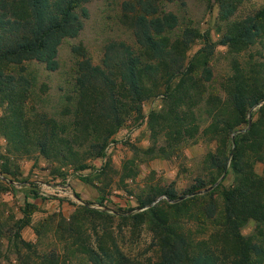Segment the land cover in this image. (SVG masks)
Wrapping results in <instances>:
<instances>
[{"label":"rangeland","instance_id":"1","mask_svg":"<svg viewBox=\"0 0 264 264\" xmlns=\"http://www.w3.org/2000/svg\"><path fill=\"white\" fill-rule=\"evenodd\" d=\"M124 1L85 3L79 33L57 46L55 70L34 59L0 63L3 74L14 77L0 80V264H93L90 250L118 251L129 259L126 264H159L152 222L146 215L130 216L157 202L188 237L190 257L203 253L216 264L245 258L264 264V223L249 219L237 236L224 222L221 195L236 178L221 171L234 136L223 120L246 125L230 100L235 84L264 86V21L252 42L220 43L234 24L264 8V0H241L226 20L215 0L160 3V10L176 16L177 25L166 34L170 43L184 42L173 57L183 55L186 75L173 80L171 94L158 86L141 103L142 114L128 111L119 130L99 142L101 125L75 124L81 121L73 111L75 76L84 54L101 64L111 41L138 48ZM263 104L247 107L244 118L251 120L254 111L256 135L264 131ZM43 132L50 135L48 154L37 145ZM241 151L262 180L264 195V142L258 148L244 143ZM212 189L210 216L206 199L188 198ZM167 193L175 200L168 201ZM26 196L35 208L20 227ZM181 198L188 200L171 206Z\"/></svg>","mask_w":264,"mask_h":264},{"label":"trees","instance_id":"2","mask_svg":"<svg viewBox=\"0 0 264 264\" xmlns=\"http://www.w3.org/2000/svg\"><path fill=\"white\" fill-rule=\"evenodd\" d=\"M89 1L91 0H0V63L7 61L20 63L22 60L34 59L44 63L47 69L55 70L58 67L57 46L61 38L76 36L79 33L82 17L87 15L84 4ZM172 1L183 2V0H125L122 4L124 17L130 20L129 24L133 29L138 48L134 50L123 41H111L105 46L101 64H93L85 54L78 62L74 82L73 111L81 121H76L75 124L83 125L84 129L91 127L92 122L95 129L101 125L99 126L103 128L101 132L105 133L98 136L99 142L107 141L119 130L123 116L128 111L142 114L141 103L153 97L158 86L163 85L164 91L171 94L173 80L178 76L186 75L183 70L181 71L184 66L183 55L176 52L178 56L173 57L177 46L184 42L177 38L170 43L166 34L177 25L176 16L159 9L160 3ZM215 1L222 5L220 17L226 20L233 14L241 0ZM262 21H264V8L247 16L240 24H234L233 34L226 35L220 43L234 44L243 40L252 42ZM162 70L164 74L159 75ZM2 79L10 82L14 77L3 74L0 68V80ZM230 100L236 111L244 115L241 122L246 125L232 126L227 119L223 120L224 124L231 128L234 136L230 139L231 148L221 163V171L226 174L232 173L236 178L232 184L222 187L221 195L224 204V222L233 229L234 234L239 236L238 228L247 220L264 223L262 180L254 175L250 163L242 160L241 153L244 143L258 148L260 141L264 142V131L256 135L254 130L255 122L252 121L254 111H250L251 120L244 119L247 116V107H253L264 101V86L250 90L245 85L235 84ZM49 137L50 135L45 132L38 137L37 145L44 154H48L46 147L51 142ZM228 158L229 165L226 163ZM259 158H263L262 153H259ZM197 192L199 191L195 194ZM212 193L213 189L202 194V197L192 195L188 199H206L205 208L211 216L214 209ZM188 199L181 198L171 206L185 204ZM167 200L174 201L175 195L167 193ZM149 202L151 199L140 204L144 206ZM147 207L145 211L130 216L146 215L152 222L153 236L161 257L159 264H191V262L216 264L215 261H207L203 253L191 257L188 255L190 253L188 237L176 229L168 219L160 202ZM34 208V202L27 196L24 197L20 227L29 223V216ZM81 209L91 211L87 206H82ZM101 254L103 257L100 253L90 250L88 258L93 264L129 262V259L118 251L116 255L107 251H101ZM235 264L256 263L245 258Z\"/></svg>","mask_w":264,"mask_h":264},{"label":"water","instance_id":"3","mask_svg":"<svg viewBox=\"0 0 264 264\" xmlns=\"http://www.w3.org/2000/svg\"><path fill=\"white\" fill-rule=\"evenodd\" d=\"M249 119H250V117H249ZM153 204V203H152Z\"/></svg>","mask_w":264,"mask_h":264}]
</instances>
